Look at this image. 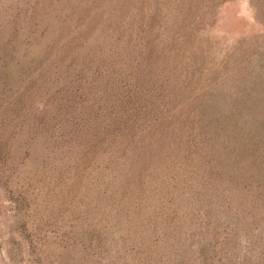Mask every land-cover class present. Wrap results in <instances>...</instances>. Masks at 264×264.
<instances>
[{
  "label": "rangeland",
  "instance_id": "rangeland-1",
  "mask_svg": "<svg viewBox=\"0 0 264 264\" xmlns=\"http://www.w3.org/2000/svg\"><path fill=\"white\" fill-rule=\"evenodd\" d=\"M0 264H264V0H0Z\"/></svg>",
  "mask_w": 264,
  "mask_h": 264
}]
</instances>
